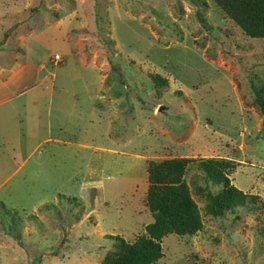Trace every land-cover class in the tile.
Masks as SVG:
<instances>
[{"label": "rangeland", "instance_id": "374dc122", "mask_svg": "<svg viewBox=\"0 0 264 264\" xmlns=\"http://www.w3.org/2000/svg\"><path fill=\"white\" fill-rule=\"evenodd\" d=\"M2 67L0 264H102L153 220L147 166L167 158L188 159L201 228L151 264H264V38L213 0H0ZM206 158L244 205L208 211Z\"/></svg>", "mask_w": 264, "mask_h": 264}, {"label": "trees", "instance_id": "16d2710c", "mask_svg": "<svg viewBox=\"0 0 264 264\" xmlns=\"http://www.w3.org/2000/svg\"><path fill=\"white\" fill-rule=\"evenodd\" d=\"M248 37L264 38V0H213ZM256 103L264 116V96L256 90ZM187 158L150 160L147 166L148 187L146 206L153 220L145 225V233L128 242L112 236L113 250L102 264H151L161 257V239L167 234L191 235L201 228L198 207L191 198L183 179ZM231 162L226 159L206 158L198 167L208 180L222 188L206 191L208 211L221 216L236 205H244L248 194L230 183L227 171Z\"/></svg>", "mask_w": 264, "mask_h": 264}, {"label": "crops", "instance_id": "0c3cea01", "mask_svg": "<svg viewBox=\"0 0 264 264\" xmlns=\"http://www.w3.org/2000/svg\"><path fill=\"white\" fill-rule=\"evenodd\" d=\"M7 73V74H6ZM18 73L17 68L13 67V68H0V79L2 80H8L10 77L9 75H11V77L15 76ZM6 74V76H5ZM11 79V78H10ZM13 82V80H11ZM21 90V89H20Z\"/></svg>", "mask_w": 264, "mask_h": 264}, {"label": "built area", "instance_id": "2783aa9c", "mask_svg": "<svg viewBox=\"0 0 264 264\" xmlns=\"http://www.w3.org/2000/svg\"><path fill=\"white\" fill-rule=\"evenodd\" d=\"M54 57L56 61L60 59L58 54H56Z\"/></svg>", "mask_w": 264, "mask_h": 264}, {"label": "water", "instance_id": "95a60500", "mask_svg": "<svg viewBox=\"0 0 264 264\" xmlns=\"http://www.w3.org/2000/svg\"><path fill=\"white\" fill-rule=\"evenodd\" d=\"M163 108V106L161 105L160 107H159V110H161Z\"/></svg>", "mask_w": 264, "mask_h": 264}]
</instances>
